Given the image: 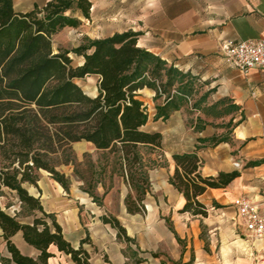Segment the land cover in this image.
<instances>
[{
  "label": "trees",
  "instance_id": "trees-1",
  "mask_svg": "<svg viewBox=\"0 0 264 264\" xmlns=\"http://www.w3.org/2000/svg\"><path fill=\"white\" fill-rule=\"evenodd\" d=\"M91 6L90 0H48L42 7L19 12L13 0H0V190L15 191L21 211L32 215L23 222L17 213L11 215L0 208L6 248V254L0 255L1 264H47L53 246L70 255L75 264H90L82 246L88 237L73 247L55 214L46 212L39 197L30 194L23 183L36 185L39 170H46L68 190V179L56 166L71 162V143L86 141L102 157H113L112 172L119 173L130 189L124 199L127 211H143L150 164L139 146L160 147L161 134L143 129L149 114L139 90L148 88L156 98L164 96L155 106V119L183 107L192 93L190 82L183 84L189 74L138 46L139 33L131 29L87 38L71 50L83 59L76 66L70 51L53 52L52 36L64 27H77L80 17L89 19ZM88 75L98 77L94 97L74 81ZM206 97L204 93L202 101ZM226 139L199 137L195 148ZM196 150L172 154L175 169L169 181L185 198L181 211L205 217L208 210L198 196L208 188L226 187L238 172L201 175ZM103 220L117 229L120 238L130 240L117 218L103 216ZM19 231L38 251L36 256L23 254L12 241ZM172 264H193V259Z\"/></svg>",
  "mask_w": 264,
  "mask_h": 264
},
{
  "label": "crops",
  "instance_id": "crops-1",
  "mask_svg": "<svg viewBox=\"0 0 264 264\" xmlns=\"http://www.w3.org/2000/svg\"><path fill=\"white\" fill-rule=\"evenodd\" d=\"M47 1L13 3L17 11L26 12ZM170 1L154 8L157 17L143 16L139 20L133 30L139 33L137 44L195 77L212 102L230 105L229 118L234 124L227 139L196 150L197 138L219 136L222 129L215 128L208 118H203L201 127L189 123L184 107L164 119L157 118L152 129L160 132L161 145L144 156L150 164L149 188L141 212L127 211L124 199L130 189L123 177L106 189L100 185L94 194L76 189L69 195L51 174L39 170L36 185L25 182L23 186L39 197L46 212L55 214L65 239L73 247H79L88 237L82 246L89 254L90 264H172L190 259L193 264H224L221 251L206 249L205 239L222 242L233 240L240 233L251 243L242 247L246 258L264 264V242L248 234L233 204L241 196L264 208V67L242 74L225 60L221 50L228 42L264 39V0ZM146 90L149 89L139 90V98ZM83 142L95 149L92 143ZM195 150L201 162V175L238 172L226 187L208 188L198 196L207 207L205 217L181 211L185 198L169 181L175 169L172 154ZM7 190L15 195V191ZM16 201L15 205H1L0 200V208L9 214L10 209L16 210L18 214L21 203L17 197ZM103 216L117 218L130 240L120 238L117 229L105 222ZM31 219L32 215H27L23 222ZM1 233L0 229V252L4 251L0 255L6 254ZM11 239L23 254H38L23 240L20 231ZM256 242L262 244L260 250L252 247ZM51 249L53 256L47 264H75L70 255L54 246ZM238 251L227 252L233 257Z\"/></svg>",
  "mask_w": 264,
  "mask_h": 264
},
{
  "label": "rangeland",
  "instance_id": "rangeland-1",
  "mask_svg": "<svg viewBox=\"0 0 264 264\" xmlns=\"http://www.w3.org/2000/svg\"><path fill=\"white\" fill-rule=\"evenodd\" d=\"M36 1L39 2L40 0ZM90 2L92 6L90 8L89 19L80 17L81 23L77 27H64L51 38L53 52L56 53L64 50L70 51L69 56L72 58V64L74 66L79 65L83 59L81 56L71 52V50L85 42L87 38L93 39L106 37L115 32H121L127 29L135 30L138 25L137 23L143 16H145V18L149 16L157 17V11H154V8L158 5L166 6L171 1L90 0ZM74 81L87 95L94 97L98 93L97 76L88 75L82 78H75ZM187 81L190 82V85L192 86V93L187 98L188 102L183 106L188 122H195L197 127H201L202 123L205 122L203 118H208L211 120V124L215 128L222 129L219 136L228 137L231 132V126L234 124L233 121L229 122V114H225V112L231 111L230 105H227L226 102H212L213 99L210 96L206 98L205 101H202L201 98L204 94L203 86L200 85V82L195 77L190 75L184 77L183 84H187ZM176 87L177 83L172 89V93L176 92ZM142 92L140 98L143 99V103L144 101L146 102L144 105L149 114L148 123L143 126V129L153 131L152 128L157 125L156 119L154 118L156 112L155 106L163 101L164 96L156 98L155 91L151 89ZM145 92H149L150 94ZM153 149L155 148L148 145L139 146V150L143 156H147V154ZM69 154L71 162L67 164L59 163L56 166V169L63 172L68 179V190L63 189L69 195L74 193L76 189L94 194L95 190L100 185L106 189L107 187H111L115 183V180H121L119 173L112 172L113 157H102L97 150L92 146L85 144L83 141L71 143ZM97 198L100 197L98 196ZM0 200L1 205L8 203L15 205L17 202L16 194L13 195L5 188L4 190H0ZM10 210L11 214L17 213L16 210ZM18 215L19 219H22V221L25 220L27 216V214L21 210ZM205 234L206 232L203 231L202 235ZM246 240H248V242H244ZM245 243L251 246L246 235L240 233L239 237L236 236L233 240H224L222 242L218 241L216 238L212 240L205 239V248L220 250L224 255V264H260L258 260L253 261V259L248 260L246 258L245 254L241 251ZM1 246H3V243L0 239V248ZM252 247L260 250L262 244L256 242ZM236 250H239L236 253V256H229V251ZM2 251L0 253L4 252Z\"/></svg>",
  "mask_w": 264,
  "mask_h": 264
},
{
  "label": "built area",
  "instance_id": "built-area-1",
  "mask_svg": "<svg viewBox=\"0 0 264 264\" xmlns=\"http://www.w3.org/2000/svg\"><path fill=\"white\" fill-rule=\"evenodd\" d=\"M221 50L225 60L242 74L255 67H264V39L228 42ZM233 204L248 234L264 242V208L241 196L236 197Z\"/></svg>",
  "mask_w": 264,
  "mask_h": 264
}]
</instances>
